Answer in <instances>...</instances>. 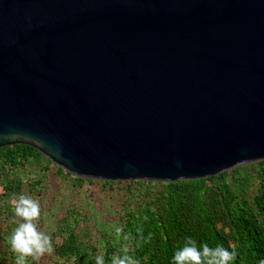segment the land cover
<instances>
[{"label": "water", "instance_id": "obj_1", "mask_svg": "<svg viewBox=\"0 0 264 264\" xmlns=\"http://www.w3.org/2000/svg\"><path fill=\"white\" fill-rule=\"evenodd\" d=\"M17 143L97 180L264 159V0H0V147Z\"/></svg>", "mask_w": 264, "mask_h": 264}, {"label": "trees", "instance_id": "obj_2", "mask_svg": "<svg viewBox=\"0 0 264 264\" xmlns=\"http://www.w3.org/2000/svg\"><path fill=\"white\" fill-rule=\"evenodd\" d=\"M65 188L71 194L69 203L63 199ZM114 190L119 194L114 209L93 203ZM50 192L48 208L54 224L47 232L54 251L38 264H95L100 254L111 264L124 246L139 264H174L173 254L187 237L198 245L235 250L230 264H264V159L198 179L116 181L72 175L27 144L1 146L0 232L7 238L0 247V264H15L9 243L17 226L15 199L26 194L40 202L42 227L44 198ZM100 208L112 213L111 223L95 219ZM100 223L108 227L100 229ZM96 230L103 235L96 238Z\"/></svg>", "mask_w": 264, "mask_h": 264}, {"label": "clouds", "instance_id": "obj_3", "mask_svg": "<svg viewBox=\"0 0 264 264\" xmlns=\"http://www.w3.org/2000/svg\"><path fill=\"white\" fill-rule=\"evenodd\" d=\"M179 163V162H178ZM16 227L10 236V247L14 255L15 264H31L38 262L46 254L54 251L52 237L41 227L40 202L30 195L20 194L14 201ZM116 231L120 233L121 228ZM131 239V235L128 236ZM236 257L235 250L230 251L222 245L210 247L207 243L199 244L191 237L185 239L183 247L173 254L174 264H230ZM31 258V261L30 259ZM95 264H106L103 254L95 257ZM111 264H139L131 255L128 246H124L120 254L111 258Z\"/></svg>", "mask_w": 264, "mask_h": 264}, {"label": "rangeland", "instance_id": "obj_4", "mask_svg": "<svg viewBox=\"0 0 264 264\" xmlns=\"http://www.w3.org/2000/svg\"><path fill=\"white\" fill-rule=\"evenodd\" d=\"M51 166H53V165H51ZM51 181H55V178L53 176H51ZM54 186L56 187V184H54ZM84 188L90 189L91 187H90V185H85ZM53 190H55V189H53ZM50 195L52 196L53 193L50 192L44 198V204H45L46 208H45V215H44L42 228H44L46 231H49L53 227V224H54V221L52 220L51 211L48 208L49 204L52 202V200H51L52 198ZM63 199L66 203L70 202L71 194L67 188H65ZM89 201L92 203L91 199H89ZM118 202H119V194L115 190L114 191H106L103 193V195L97 196V200H93V203L94 204L97 203L98 205L100 204L101 205L100 207H102V203L110 204L111 209H114L118 205ZM98 217L99 218H95V219H100V220H102V222H107V223H109V222L111 223L112 219H114L112 213L107 212V210H104L103 208H100V212L98 214ZM98 227L99 228L102 227V229H103V228H107L108 226L103 224V223H100ZM102 233L103 232H101V230H96L95 231L96 238L99 237L100 235H103ZM6 238H7L6 234L0 232V247L3 245V240H5ZM101 239L104 240L103 238H101ZM56 241H59V239H56ZM52 242L54 243L53 240H52ZM46 261L47 262L51 261V258L50 257L47 258Z\"/></svg>", "mask_w": 264, "mask_h": 264}]
</instances>
